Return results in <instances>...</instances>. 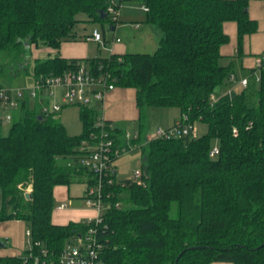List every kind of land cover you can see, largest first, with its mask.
Instances as JSON below:
<instances>
[{
	"label": "trees",
	"instance_id": "1",
	"mask_svg": "<svg viewBox=\"0 0 264 264\" xmlns=\"http://www.w3.org/2000/svg\"><path fill=\"white\" fill-rule=\"evenodd\" d=\"M110 1L0 0V51L11 63L8 70L0 63V75L28 73L31 44L58 47L75 37L78 12L86 13L85 21L114 24L99 12ZM137 1L159 29L155 50L88 59L92 73H109L115 85L135 88L139 126L132 142L142 157L139 180L117 179L113 170L115 180L104 187L110 205L95 226L100 264H264V67L259 87L249 75L245 86L228 90L233 73L219 62L220 45L228 40L225 21L236 22L238 50L244 35L257 29L249 0ZM78 65L59 55L36 57L32 76L38 80ZM30 98L11 109L9 128L0 132V221L24 220L30 243L20 254L0 255V264H60L64 244L95 225L53 222V187L96 181L82 164L80 146L97 133L100 107L72 102L82 129L70 134L57 112L44 113L41 101L34 97L31 105ZM147 106H177L179 118L205 122L206 133L149 137ZM111 129L124 144L123 132ZM213 140L218 152L210 156Z\"/></svg>",
	"mask_w": 264,
	"mask_h": 264
},
{
	"label": "crops",
	"instance_id": "2",
	"mask_svg": "<svg viewBox=\"0 0 264 264\" xmlns=\"http://www.w3.org/2000/svg\"><path fill=\"white\" fill-rule=\"evenodd\" d=\"M123 1L125 0L120 2L118 20L114 22V24L109 22V29L111 32L107 34L105 33L104 29L101 30L102 40H95L92 38L87 39L86 36L91 34V31L88 32L84 24H82V28H76L75 25V37L61 41L58 47L46 46L44 50L47 53L55 52L56 55L66 59L74 58L78 60L80 65H83L87 70L90 69L88 59L92 57H108L112 54L122 55L125 52L135 51L149 52L140 49H146V47L152 44L154 45V43L157 46V40L159 36L158 27L155 24L146 21V10L143 9L142 3L138 2L137 0H131L132 3H123ZM258 1L261 2L262 7L259 6L255 9L253 8L254 12L252 14L250 13L251 8L248 4L249 16L257 20V29L250 34L244 35L240 50L237 49L236 22L233 20H227L223 23V29L228 35V40L220 45L221 56L219 58V62L223 65H230L231 71L234 75V79L225 89L231 87L234 89H240L241 87L239 86L238 81L243 77L249 76L241 75V77L238 78L234 70V62H239L241 67L250 69V71L254 73L255 69H257L256 58L264 51V0ZM260 7L262 8L261 13ZM95 28L96 27H93V29ZM118 33H121L123 38L118 36ZM117 37L119 40L116 39ZM32 45L33 44H31V47ZM156 46L154 47L156 48ZM36 51L37 49L34 52L35 57H38L36 55ZM227 60L230 61L229 64H227ZM31 77L32 81H34L32 75ZM7 86L10 88H16L12 87L11 84ZM47 93L51 96H55L57 94V96L62 99L61 87L52 86L48 89H45V92L38 98V100L49 102V99L46 96ZM92 99H90L88 102H85V104L90 103ZM95 103L96 107H100L99 116L110 121L113 126L118 127L123 132V136H125L126 132L137 133L138 128L136 129V127H133L132 130L127 128L129 124L138 122L139 120V109L136 104V91L134 87L115 85L112 89L105 92L101 101L95 100ZM66 104L68 103H65L64 105ZM61 109L58 112H60ZM169 112L171 114V118H173V121H175L178 114H180V109L179 107L175 106L174 109H169ZM159 123L162 124L163 122L160 120ZM169 125L171 124L165 123L162 124V127H169ZM150 132L147 133V135H150ZM133 148L139 147L133 146L130 150ZM112 166L113 170L116 171L115 165L112 164ZM69 187L70 186H67L66 184H57L53 187V196L55 200L59 199V201L57 203L55 202L52 216L54 215L55 211H64L61 214V219L58 220L54 219V216L52 217V221L55 223H67L69 220L78 221L82 217H86L88 215L87 217L90 218L97 213L95 208L88 205L85 207H79V202L73 204L74 199H71L73 196H71L69 193ZM63 201L66 202V205L63 207H58V205H60V203ZM65 209H67V211H65ZM26 229L27 227L25 225V221L22 219L11 218L1 220L0 240L3 242V245L0 246V255L20 254L25 248H27L29 246L30 239L25 233ZM210 264L233 263L228 261H213Z\"/></svg>",
	"mask_w": 264,
	"mask_h": 264
},
{
	"label": "built area",
	"instance_id": "3",
	"mask_svg": "<svg viewBox=\"0 0 264 264\" xmlns=\"http://www.w3.org/2000/svg\"><path fill=\"white\" fill-rule=\"evenodd\" d=\"M143 9L147 10L148 7L143 5ZM120 12V5H117L114 0H111L107 5L106 13L109 14L111 20L117 21ZM86 38L95 40H102L101 32L98 29H93L91 34ZM119 40V38H116ZM256 67L258 69L264 67V51L256 58ZM234 79V75H231ZM238 83L245 86L247 77L241 78ZM52 86H58L62 89V103L57 102H43L41 101V109L44 113H56L65 103L72 102H88L90 99H103L107 90L115 86L113 78L109 73L94 74L87 70L83 65H78L72 71H66L62 74L51 75L45 78L34 80L31 86H22L10 88L0 86V109L5 112L0 118L1 121H10L11 109L18 108L20 99L27 96L39 98L45 89ZM231 88H228L230 90ZM187 116L182 115L177 119L173 125L167 128L158 127L149 137H171L187 135L194 129V124L187 121ZM97 133L90 136L88 139L81 141L80 148L82 153V164L96 175V181L86 187L84 201L86 205L96 209L97 213L88 218V221H94L95 225H91L84 233H80L67 241L61 252L59 253L58 261L60 264H100L99 252L101 242L97 238L95 227L101 221V213L106 209L110 202L106 200L110 196V191L104 193V187L107 183H112L115 180L113 177L112 161L121 153L130 150L135 143L132 138L137 136V133L126 132L124 144H119L115 140L114 131H112L113 124L106 123V120L101 116L96 121ZM95 138V142L90 139ZM218 152V146L214 145L209 150V155L214 156ZM141 170H136L134 178L139 180ZM115 206H119L120 201H115ZM66 202H61L58 207H63ZM26 235L30 234L29 229L25 231ZM38 244V241H35ZM45 252V250H42Z\"/></svg>",
	"mask_w": 264,
	"mask_h": 264
},
{
	"label": "rangeland",
	"instance_id": "4",
	"mask_svg": "<svg viewBox=\"0 0 264 264\" xmlns=\"http://www.w3.org/2000/svg\"><path fill=\"white\" fill-rule=\"evenodd\" d=\"M123 3H132L131 0H125L123 1ZM249 5H250V13L252 14L255 8L261 6V2L258 0H249ZM260 7V13H261V8ZM254 8V9H253ZM76 17L80 19V22L76 24V28H82V24L85 25L86 30L88 32H92L93 27H96L97 29H99L100 32H102L101 30L104 29L105 33L109 34L111 31L109 29V22L104 21V22H100V21H96V22H91V21H85L84 19H87V15L85 12H78L76 14ZM90 32V33H91ZM118 36H120L121 38H123L121 33H118ZM155 43L154 45H150L148 47H146V49H140V50H144V51H149L152 52L155 50ZM46 46L42 43H38V45H32V47L30 48V53L28 55L27 60L24 62V64H26L28 67V73H26L25 71L21 70L17 75L11 76L10 78H6L3 77V74L0 75V81L2 82V84H6L9 85L11 84L12 87H24L26 86H31L33 84L32 81V67H33V63L35 60V50L36 51V55L39 58H44V57H48V56H54L56 55L55 52H51V53H47L44 48ZM8 55L4 52V51H0V63H4V66L10 67L11 63H9L8 61ZM230 61L227 60V64H229ZM235 63V73L236 76L238 78L241 77V75H250V76H254L256 81V87H259V76H260V69H255V72L253 73L252 71H250V69L247 68H243L241 67L239 62H234ZM5 72V71H4ZM240 87H243L240 83H239ZM47 98L49 99L50 103L53 102H57V103H62V99L57 96V94L55 96H51L50 94L47 93ZM30 103L31 105H33L34 103V98H30ZM88 105L92 106V105H96L94 98L91 100L90 103H88ZM175 106H166V107H161V106H147L145 108V111L147 112L148 118L146 121V128L148 133L150 132V134L157 129L158 127L161 128H167L168 126L162 127V124L168 123L173 125L174 122L179 119L180 114H178L177 119L175 121H173V118H171V114L169 112V109H174ZM178 109V108H177ZM4 110L0 109V118L3 116L4 114ZM57 116L60 118V120H62V122L64 123V125L66 126L67 131L70 134H78L81 129H82V125L79 119V113H78V104L76 103H69L66 104L62 107L60 112H57ZM162 121L163 123H159V121ZM10 125V121H1L0 120V132L2 134H6L8 128ZM169 125V126H171ZM139 123L138 122H134L131 123L127 126L128 129H133V127L136 129L138 128ZM130 130V131H131ZM207 130V125L205 122L201 121V120H197L194 123V129L192 130V135L193 136H200L204 133H206ZM115 133V132H114ZM217 145L216 141L213 140L212 141V146ZM113 165H115V172H116V177L117 179H126V178H134V174L136 170H141V165H142V157H141V152L139 150V148H133L132 150H128L126 152L121 153L119 156H117L114 161L112 162ZM85 189V184L83 182H75L70 184L69 187V193L71 196V199H74V203L76 204L77 202L80 203L79 207H85L86 203L84 201V198L82 197L83 191ZM30 191V187H26L25 191ZM76 195V196H75ZM57 200V201H56ZM54 198V202H58L59 199ZM68 209V208H67ZM67 209H65V211H67ZM62 212H57L55 211L54 213V219H61V214ZM52 216V217H53ZM88 216V215H87ZM86 216V217H87ZM82 217L80 220L85 221L88 219V217ZM26 227H28V224L25 222Z\"/></svg>",
	"mask_w": 264,
	"mask_h": 264
},
{
	"label": "water",
	"instance_id": "5",
	"mask_svg": "<svg viewBox=\"0 0 264 264\" xmlns=\"http://www.w3.org/2000/svg\"><path fill=\"white\" fill-rule=\"evenodd\" d=\"M99 12H100V16H101V17H104V16L106 15V12H104V11H102V10H100ZM25 44H26V45H29L28 42H25ZM219 91H220V86L217 85V86L214 88V92H215V93H218ZM29 194H30L29 191H26V192H25V196H26V197H29ZM262 244H263V243H262ZM1 245H3V242L0 240V246H1Z\"/></svg>",
	"mask_w": 264,
	"mask_h": 264
}]
</instances>
